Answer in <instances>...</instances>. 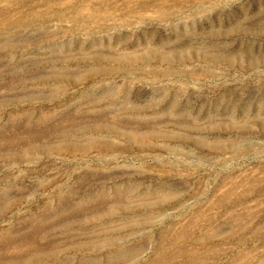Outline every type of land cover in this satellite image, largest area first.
I'll return each instance as SVG.
<instances>
[{
    "label": "rangeland",
    "instance_id": "1",
    "mask_svg": "<svg viewBox=\"0 0 264 264\" xmlns=\"http://www.w3.org/2000/svg\"><path fill=\"white\" fill-rule=\"evenodd\" d=\"M0 264H264V0H0Z\"/></svg>",
    "mask_w": 264,
    "mask_h": 264
}]
</instances>
